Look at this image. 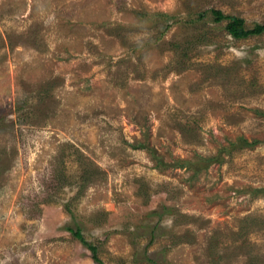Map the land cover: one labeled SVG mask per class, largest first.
<instances>
[{"label": "rangeland", "instance_id": "rangeland-1", "mask_svg": "<svg viewBox=\"0 0 264 264\" xmlns=\"http://www.w3.org/2000/svg\"><path fill=\"white\" fill-rule=\"evenodd\" d=\"M214 11L264 25V0H0V264H264V33Z\"/></svg>", "mask_w": 264, "mask_h": 264}, {"label": "trees", "instance_id": "trees-1", "mask_svg": "<svg viewBox=\"0 0 264 264\" xmlns=\"http://www.w3.org/2000/svg\"><path fill=\"white\" fill-rule=\"evenodd\" d=\"M213 15L216 17L215 20L218 22L224 19L228 20L225 29L227 33L234 39H245L249 36L260 35L264 33L263 24H256L252 28L246 29L244 27V21L241 18H238L236 16H225L220 11H214ZM68 231L77 239L83 241V238L78 231H73L72 229H68ZM87 248L93 252V260L97 261L96 255L94 253L95 248L89 244H87Z\"/></svg>", "mask_w": 264, "mask_h": 264}]
</instances>
